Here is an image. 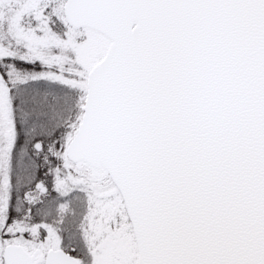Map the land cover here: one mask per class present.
I'll return each instance as SVG.
<instances>
[{"label":"snow or ice","instance_id":"6c2138e0","mask_svg":"<svg viewBox=\"0 0 264 264\" xmlns=\"http://www.w3.org/2000/svg\"><path fill=\"white\" fill-rule=\"evenodd\" d=\"M0 264H264V0H0Z\"/></svg>","mask_w":264,"mask_h":264}]
</instances>
